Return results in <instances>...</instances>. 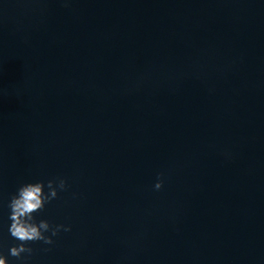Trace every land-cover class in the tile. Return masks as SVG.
Listing matches in <instances>:
<instances>
[{
	"label": "water",
	"instance_id": "water-1",
	"mask_svg": "<svg viewBox=\"0 0 264 264\" xmlns=\"http://www.w3.org/2000/svg\"><path fill=\"white\" fill-rule=\"evenodd\" d=\"M57 177L35 215L71 230L10 256L11 195ZM0 253L264 264V0H0Z\"/></svg>",
	"mask_w": 264,
	"mask_h": 264
},
{
	"label": "clouds",
	"instance_id": "clouds-1",
	"mask_svg": "<svg viewBox=\"0 0 264 264\" xmlns=\"http://www.w3.org/2000/svg\"><path fill=\"white\" fill-rule=\"evenodd\" d=\"M68 183L65 178L57 177L44 181L28 182L21 184L8 201L10 236L19 241L9 248V255L23 259L24 254L31 256L33 253L30 243L43 242L45 245L54 243L53 237L61 230L68 232L70 225L52 224L48 220H37L36 213L42 211L46 204L58 197V193L67 190ZM163 187V179L158 178L154 185L156 190ZM47 188V191H45ZM50 233V234H48ZM47 250V249H46ZM0 264H8V259L0 253Z\"/></svg>",
	"mask_w": 264,
	"mask_h": 264
}]
</instances>
